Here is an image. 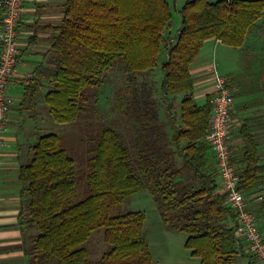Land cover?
<instances>
[{
  "label": "trees",
  "instance_id": "obj_1",
  "mask_svg": "<svg viewBox=\"0 0 264 264\" xmlns=\"http://www.w3.org/2000/svg\"><path fill=\"white\" fill-rule=\"evenodd\" d=\"M263 9L264 0H185L180 27L161 65L162 92L181 94L179 121L168 115L166 124L159 119L145 75L157 64L172 17L167 0L64 2L61 22L51 37L54 67L44 102L55 121H73L86 108L84 90L99 86L104 70L122 58L128 75L115 97L129 141L125 143L114 128L100 126L91 138L87 195L77 201L73 157L58 135L37 136L18 170L25 196L19 222L37 231L25 248L28 264H151L143 236L145 213L117 212L131 194L144 188L162 223L186 234L184 246L200 264H259L236 238L234 213L219 190L205 139L210 105L194 100L189 66L206 39L242 46ZM238 135L241 146L232 157L237 188L248 203H255L248 210L256 220L264 219V200H255L264 194L259 143L245 123ZM97 229H102L105 249L91 260L82 244Z\"/></svg>",
  "mask_w": 264,
  "mask_h": 264
},
{
  "label": "rangeland",
  "instance_id": "obj_2",
  "mask_svg": "<svg viewBox=\"0 0 264 264\" xmlns=\"http://www.w3.org/2000/svg\"><path fill=\"white\" fill-rule=\"evenodd\" d=\"M167 2L172 17L163 33L165 39L161 44L157 64L145 75L153 90L159 119L166 124H168V115L176 123L179 121L181 94L166 95L162 92L161 81L164 72L161 65L166 57L167 46L175 38L180 27L179 10L185 0H167ZM209 41L208 44L205 43L204 45V51L209 54V62L214 66L218 75L224 76L228 80L233 91L241 90L246 96L259 92L264 95V9L262 16L252 26L242 46L228 47L216 43L212 48L213 40ZM53 62V58L47 61L52 66ZM260 67H262V71L259 73L256 69ZM52 71L53 68L46 66L40 71L44 77V79L41 78L44 91L51 87L49 76ZM127 72L122 58L116 59L107 67L102 74L99 86L88 87L84 90L86 108L71 122L55 121L47 106H45V111L41 110L38 116H32L36 130H30V139L27 141L32 144L39 135L56 134L61 138L68 154L73 157L75 175L78 179L77 201L83 200L87 195L86 174L90 156L89 149L92 145L91 138L97 134L100 126L114 128L120 132L125 143L129 141V130L125 119L117 108L115 97L117 90L125 84ZM30 96V94L26 95V100L23 103L28 109H31L34 104L31 100L32 96ZM249 100H251L250 97ZM254 103V100H251L247 104L252 106ZM30 112L34 114L32 111L26 110L27 115ZM243 119L239 117L236 119V133L242 122H249L254 131H260V125L253 116L250 119ZM167 130L172 131L169 125ZM260 141L262 142L261 154L263 156L261 158L264 161V141L262 138ZM210 153L208 150V154ZM135 211L145 213L143 236L150 249L151 264H200L199 258L192 256L190 250L184 246L186 234L171 230L162 223L157 205L146 188L131 194L117 208V212L120 213ZM256 223L259 230L264 234V219L257 218ZM82 246L87 250L89 259H98L105 249L102 242V229L94 230Z\"/></svg>",
  "mask_w": 264,
  "mask_h": 264
},
{
  "label": "crops",
  "instance_id": "obj_3",
  "mask_svg": "<svg viewBox=\"0 0 264 264\" xmlns=\"http://www.w3.org/2000/svg\"><path fill=\"white\" fill-rule=\"evenodd\" d=\"M65 1L29 0L24 4L21 12L18 26V41L21 46L19 71L16 77L10 79L7 86L11 105L7 128L3 134L4 145L0 148V264H28L25 248L32 243L37 233L36 229L19 222V214L25 213V196L22 194L23 184L18 178V170L19 166L29 158L31 143L27 140L30 139V130H36L32 116H38L41 110L45 111L44 94L47 89L45 91L43 89L41 78L44 79V77L40 71L45 66L54 67L47 61L53 58L49 52L51 37L56 33L54 28L61 22ZM209 40H213L212 48L216 43L221 44L218 40L206 39L189 66L194 85L193 97L199 105L207 102L212 83V75L207 68H214V66L209 62V54L204 51V45L208 44ZM256 70L260 73L262 67ZM229 87L234 98L231 117L236 148L241 146V139L235 131L236 119L239 117L245 120L253 116L260 125V131H254L249 122H242V124L250 126L259 143L258 150L261 158L263 156L260 138L264 141V95L259 92L246 96L241 90L233 91L230 84ZM28 94L32 96L30 97L34 103L31 109L23 104ZM249 97L255 102L252 106L247 104L251 101ZM26 110L34 114L30 112L27 115ZM207 156L213 166V155L207 153ZM217 181L220 184L219 177ZM219 190L221 191V188ZM253 204L255 203H248V206L251 207ZM241 244L247 252L246 243L242 241Z\"/></svg>",
  "mask_w": 264,
  "mask_h": 264
},
{
  "label": "built area",
  "instance_id": "obj_4",
  "mask_svg": "<svg viewBox=\"0 0 264 264\" xmlns=\"http://www.w3.org/2000/svg\"><path fill=\"white\" fill-rule=\"evenodd\" d=\"M29 0H0V148L4 145L3 134L7 128L10 99L7 86L19 71L21 46L18 41V26L24 4ZM212 75V83L207 97L210 105L209 125L205 139L214 158L225 203L235 216V235L246 243L259 264H264V239L256 223L255 215L248 210V199L238 188V174L232 157L236 150L233 139V93L228 80L218 75L213 67L207 68ZM255 200H264L259 194Z\"/></svg>",
  "mask_w": 264,
  "mask_h": 264
}]
</instances>
